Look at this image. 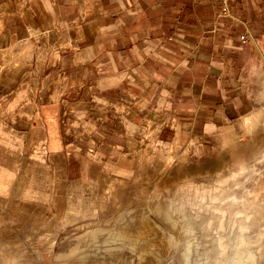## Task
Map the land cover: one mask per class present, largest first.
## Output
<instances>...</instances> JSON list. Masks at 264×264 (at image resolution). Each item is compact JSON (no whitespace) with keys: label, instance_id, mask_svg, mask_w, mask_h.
I'll return each mask as SVG.
<instances>
[{"label":"rangeland","instance_id":"obj_1","mask_svg":"<svg viewBox=\"0 0 264 264\" xmlns=\"http://www.w3.org/2000/svg\"><path fill=\"white\" fill-rule=\"evenodd\" d=\"M63 38L0 0V264H184L187 241L190 264H264V72L249 74L247 110L219 129L124 98L115 108L138 137L93 146L88 124L39 115L43 67ZM25 39L33 49L15 51Z\"/></svg>","mask_w":264,"mask_h":264},{"label":"crops","instance_id":"obj_2","mask_svg":"<svg viewBox=\"0 0 264 264\" xmlns=\"http://www.w3.org/2000/svg\"><path fill=\"white\" fill-rule=\"evenodd\" d=\"M19 9L23 23L69 40L43 67L40 117L88 124L93 146L138 137L115 108L124 98L194 131L219 129L247 110L249 74L264 72V0H19Z\"/></svg>","mask_w":264,"mask_h":264},{"label":"bare ground","instance_id":"obj_3","mask_svg":"<svg viewBox=\"0 0 264 264\" xmlns=\"http://www.w3.org/2000/svg\"><path fill=\"white\" fill-rule=\"evenodd\" d=\"M155 192V191H154ZM170 203V207H172V204H171V202H169ZM165 205V204H164ZM169 206V205H168ZM170 207H168V209H166V210H164L163 211V214H164V216L167 218V219H171V211L169 210V208ZM178 211H180V210H178ZM156 212H158V213H162V210H161V208L160 207H156ZM181 212V211H180ZM181 214H182V212H181ZM180 217V216H179ZM183 219L182 220V224H183V226H182V230L184 231L183 233H185V235H186V233L187 232H191V231H193V228L190 226V224L187 222L188 220H187V218L185 217V215H183L182 217H180V219ZM172 223L175 225L176 224V222H177V220L176 219H172ZM172 226V225H171ZM88 234H89V232L86 234L87 236H88ZM183 235V237H184V234H182ZM116 237V236H115ZM182 237V236H181ZM185 238H187L186 236H185ZM173 240H174V236L173 235H169V237H168V242H169V245H172V244H174L175 245V243H173ZM136 241V240H135ZM175 242V241H174ZM185 242V241H184ZM193 242V241H192ZM161 243V242H160ZM185 244V246H184V250L183 251H181V256H182V258L184 259V264H190V254H191V252H192V244L189 242V241H187L186 243H184ZM244 256V255H243ZM244 257H242V259H243ZM245 259V258H244ZM243 259V260H244ZM245 262V261H244ZM199 264H201V263H199Z\"/></svg>","mask_w":264,"mask_h":264}]
</instances>
